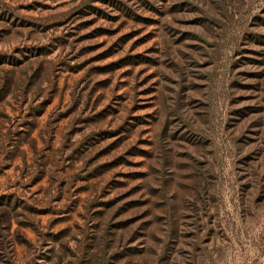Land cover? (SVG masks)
Masks as SVG:
<instances>
[{"label": "rangeland", "instance_id": "obj_1", "mask_svg": "<svg viewBox=\"0 0 264 264\" xmlns=\"http://www.w3.org/2000/svg\"><path fill=\"white\" fill-rule=\"evenodd\" d=\"M0 264H264V0H0Z\"/></svg>", "mask_w": 264, "mask_h": 264}]
</instances>
